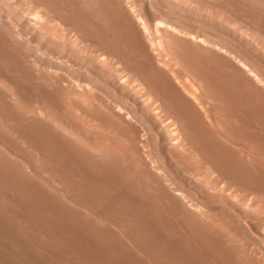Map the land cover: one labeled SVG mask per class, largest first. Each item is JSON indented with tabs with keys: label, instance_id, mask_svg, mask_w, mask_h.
I'll return each mask as SVG.
<instances>
[{
	"label": "bare ground",
	"instance_id": "1",
	"mask_svg": "<svg viewBox=\"0 0 264 264\" xmlns=\"http://www.w3.org/2000/svg\"><path fill=\"white\" fill-rule=\"evenodd\" d=\"M0 264H264V0H0Z\"/></svg>",
	"mask_w": 264,
	"mask_h": 264
}]
</instances>
